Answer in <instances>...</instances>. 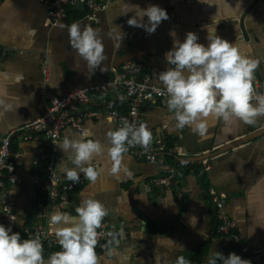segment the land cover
Wrapping results in <instances>:
<instances>
[{
    "label": "crops",
    "instance_id": "crops-1",
    "mask_svg": "<svg viewBox=\"0 0 264 264\" xmlns=\"http://www.w3.org/2000/svg\"><path fill=\"white\" fill-rule=\"evenodd\" d=\"M105 1L106 8L99 14L100 23H79L99 30L104 39L107 59L101 67L105 69L91 72L69 46V28L48 26L45 6L40 0H0V100L12 104L14 109L22 105L0 117V135L18 130L39 117L50 99L111 78L128 61L143 62L152 81L162 86L156 79L160 72L171 67L164 60V54L173 44L169 33L174 31L182 42L186 33L193 32L199 43L207 45L203 26L210 24L215 14L213 20L219 22L217 35L235 43L242 56L260 61L254 72L253 87L257 86L264 95V0H124L141 9L158 5L167 11L169 19L162 21L151 35L127 25L131 14L123 16L125 11L136 9H126L123 0ZM224 2L235 9L230 10ZM114 25H119L124 34L121 42L119 29ZM105 103H113L122 113L127 110L123 101L110 94L94 95L91 107ZM172 115L168 108L146 103L140 109V125L145 124L151 131L152 143L161 140L188 159L207 160L204 165L176 167L172 158L162 157V161L152 163L124 153L120 171L114 174L107 156L110 147L107 133L119 128L105 118L83 122V129L92 133L87 138L99 141L105 152L91 161L99 173L95 182L80 173L72 199L78 206L88 198L100 201L108 210L101 224H108L118 235L112 246L97 255L99 264H177L181 256L190 264L197 254L202 256L200 264H207L215 250L225 256L236 254L237 249L245 254L244 246L256 248L264 243V116L258 117L253 125L234 121L227 126L230 132L223 131L226 127L223 121L209 118L208 131L201 138L189 127L176 129ZM81 136L71 128L62 133L63 139ZM43 151L42 139L24 141L20 134L13 138L11 160L18 170V181L9 189V201L20 235L36 222V201L48 204L46 194L32 178V162ZM58 156V177L71 182L61 169L74 165L60 147ZM163 164L175 169L169 188L155 183L165 174ZM210 191L225 197L224 212L236 223L238 242L216 233ZM178 194H182L181 199ZM57 209L76 215L71 209L49 207V211ZM192 216L196 217V224L189 219ZM48 225L53 234L49 219ZM201 230L206 239L198 234ZM51 253L54 252L43 251L45 261ZM257 264H264V258Z\"/></svg>",
    "mask_w": 264,
    "mask_h": 264
},
{
    "label": "clouds",
    "instance_id": "clouds-1",
    "mask_svg": "<svg viewBox=\"0 0 264 264\" xmlns=\"http://www.w3.org/2000/svg\"><path fill=\"white\" fill-rule=\"evenodd\" d=\"M124 4L126 9H136L134 12L125 11L123 16L131 14L127 25L143 29L149 35L155 33L162 21L169 19L167 11L158 5L141 9L137 5ZM225 4L230 10L235 9ZM215 16L211 17L210 24L203 26L207 32V45L199 43V37L193 32L186 33L182 42L176 38L174 31L169 33L173 44L164 54V60L171 67L160 72L156 79L166 91L167 108L173 114L171 119L175 121L174 127H189L201 138L206 136L209 118L223 121L226 125L223 131L230 132L231 128L227 126L234 121L253 125L258 117L264 116V97L256 94L253 88L254 72L260 61L242 56L235 43H229L217 35L216 26L219 22L213 20ZM114 28L119 29L118 38L121 42L124 34L120 26L114 25ZM68 36L69 46L86 62L87 68L91 72L100 68L103 72L105 68L101 65L107 56L100 31L73 23L68 29ZM254 100L256 103H253ZM0 107L3 108L0 111L2 117L6 111H17L22 105L14 109L12 104L0 100ZM91 135L90 131H85L79 139L65 137L59 146L62 152L68 153V161L74 165L71 168L65 165L61 169L66 179L73 184L79 182L80 173L90 182H95L99 174L91 161L94 156L104 154L105 149L99 141L87 138ZM107 138L110 143L107 156L113 164L111 172L115 174L120 171L123 154L128 151V146L140 144L147 147L152 140V133L145 124L134 128L125 120L124 126L109 131ZM75 212L76 215L58 209L49 211L51 231L61 250L51 253L47 261L40 239H21L20 234L13 232L11 227L0 224V264H99L95 251L97 229L108 215V210L100 201L88 198L81 201ZM189 219L197 223L195 216ZM10 220L16 223L17 217L10 215ZM198 234L206 239L202 230ZM177 264L189 262L181 256ZM207 264L251 262L235 253L225 256L215 250Z\"/></svg>",
    "mask_w": 264,
    "mask_h": 264
},
{
    "label": "built area",
    "instance_id": "built-area-1",
    "mask_svg": "<svg viewBox=\"0 0 264 264\" xmlns=\"http://www.w3.org/2000/svg\"><path fill=\"white\" fill-rule=\"evenodd\" d=\"M45 6L46 21L50 28L66 29L73 23H100L99 14L106 8L105 0H40ZM69 10L77 12L78 17L72 18ZM146 65L141 61L126 62L121 71H114L109 79L97 80L90 88H79L69 91L62 97L50 99L44 112L18 130L0 135V223L5 227H11L16 232L15 222L10 220V215L15 216L10 206L9 189L17 183L18 170L12 162L11 146L13 138L20 134L24 141L44 142V151L32 162V178L47 197V205L36 201L35 219L32 227L23 231L21 239H40L43 249L51 252L60 251L58 241L49 230L48 213L50 206L61 209H71L75 212L78 207L73 202V194L76 186L73 182H63L56 172V164L59 160L58 152L62 133L71 128L81 135L85 132L83 122L85 120L105 118L112 121L118 128L124 126V121L132 127L140 126V109L143 104H158L167 108V94L163 86L155 84L151 76L146 72ZM44 75L47 69H43ZM255 93L264 97L253 87ZM113 95L127 105V110L122 113L116 110L113 103L93 108V96ZM256 103V101H253ZM56 146V147H55ZM127 155L136 160L158 162L166 155L175 159L176 167H190L196 164L204 165L207 160H194L186 158V155L177 148H168L161 140L149 143L147 147L140 144L128 146ZM162 161V160H161ZM164 176L156 179L157 186L169 188L175 176V169L171 165L163 164ZM83 181L80 182L82 184ZM182 194H178L181 199ZM212 205L215 209L217 221L216 233L227 235L234 242L239 238L235 232L236 223L224 212L226 199L214 191L209 192ZM118 238L117 233L108 226L101 224L97 229V243L95 251L97 255L105 252ZM246 259L251 264H257L264 258V243L256 248L244 246Z\"/></svg>",
    "mask_w": 264,
    "mask_h": 264
},
{
    "label": "trees",
    "instance_id": "trees-1",
    "mask_svg": "<svg viewBox=\"0 0 264 264\" xmlns=\"http://www.w3.org/2000/svg\"><path fill=\"white\" fill-rule=\"evenodd\" d=\"M70 15L72 18H76L78 17L77 12L73 11V10H69ZM14 148H12L13 150ZM166 159H170L171 157H169L168 155L165 156ZM173 159V158H172ZM236 254L239 255L242 259H246V253L243 254L242 251L240 249L236 250ZM202 260V256L201 254H197L195 256H193V259H191V263L190 264H200Z\"/></svg>",
    "mask_w": 264,
    "mask_h": 264
}]
</instances>
